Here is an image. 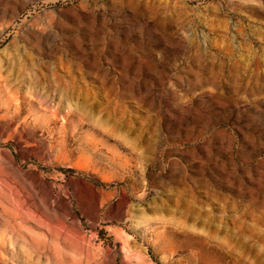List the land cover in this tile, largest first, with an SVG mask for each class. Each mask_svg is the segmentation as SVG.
Wrapping results in <instances>:
<instances>
[{
    "label": "rangeland",
    "instance_id": "obj_1",
    "mask_svg": "<svg viewBox=\"0 0 264 264\" xmlns=\"http://www.w3.org/2000/svg\"><path fill=\"white\" fill-rule=\"evenodd\" d=\"M0 264H264V0H0Z\"/></svg>",
    "mask_w": 264,
    "mask_h": 264
}]
</instances>
